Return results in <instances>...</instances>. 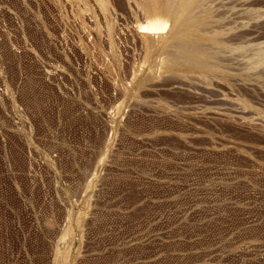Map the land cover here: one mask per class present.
Returning <instances> with one entry per match:
<instances>
[{"label":"rangeland","instance_id":"1","mask_svg":"<svg viewBox=\"0 0 264 264\" xmlns=\"http://www.w3.org/2000/svg\"><path fill=\"white\" fill-rule=\"evenodd\" d=\"M139 1L0 0V264H264V0Z\"/></svg>","mask_w":264,"mask_h":264},{"label":"bare ground","instance_id":"2","mask_svg":"<svg viewBox=\"0 0 264 264\" xmlns=\"http://www.w3.org/2000/svg\"><path fill=\"white\" fill-rule=\"evenodd\" d=\"M141 1V0H140ZM139 1V2H140ZM195 2V1H194ZM194 4V3H193ZM200 5V4H199ZM142 6H143V12H145L146 16L148 17V19L150 20L152 26L148 27L149 30H159L160 28H162L163 26H165L164 24H166L167 21L171 22L170 24L173 25L174 29L172 31V33L170 34L169 37H164V38H161L158 40V42L156 41H152L150 39H146L147 41V48L148 49H151L152 46H154L156 43L162 47V48H168V46L172 43V45H175L176 47L178 46V53L181 54V56H183L184 58L189 55L188 53H190V48L193 46V42L191 44L188 45L189 42L186 41V38L184 33L187 31V28L189 27V25L191 26L192 22L190 23V21H193L191 14V12H189L188 10H190L192 7V0H143V3H142ZM189 7H191L189 9ZM196 7V6H195ZM193 10V9H192ZM196 10V9H195ZM199 10V9H198ZM193 12V11H192ZM198 12V11H197ZM199 13V12H198ZM200 14V13H199ZM196 15V13H195ZM196 17V16H195ZM198 20V19H197ZM205 21V20H204ZM197 23V22H196ZM201 23V22H200ZM169 24V25H170ZM202 24V23H201ZM170 25V26H172ZM202 26V25H201ZM172 27V28H173ZM199 27V26H198ZM197 27V28H198ZM195 28V27H194ZM204 28V27H203ZM170 29V28H169ZM200 29V27H199ZM163 30H164V27H163ZM198 30V29H197ZM162 31V30H160ZM143 32V31H142ZM141 32V33H142ZM144 33V32H143ZM165 33V32H164ZM147 34V33H146ZM168 34V32H167ZM145 35V33H144ZM148 35V34H147ZM165 35V34H164ZM148 37V36H146ZM176 41H178V43H176ZM187 43H186V42ZM207 41V40H206ZM209 41V40H208ZM156 42V43H155ZM204 42V41H203ZM195 43L197 44V42L195 41ZM194 43V44H195ZM202 43V41H201ZM214 43V42H213ZM216 43V42H215ZM179 44V45H177ZM198 44L199 41H198ZM197 44V45H198ZM204 44V43H203ZM208 44V43H207ZM210 44V43H209ZM217 44V43H216ZM170 45V46H172ZM205 47V46H204ZM207 47V46H206ZM211 48V46H209ZM161 48V49H162ZM166 48H165V51H166ZM174 48V46H173ZM199 48V47H196V49ZM201 48V46H200ZM160 49V48H159ZM160 49V50H161ZM188 49V50H187ZM206 49V48H204ZM163 50V49H162ZM189 51V52H188ZM194 51V50H192ZM191 51V52H192ZM201 51V50H200ZM153 52V51H152ZM155 52V51H154ZM198 52V51H197ZM176 53V52H175ZM185 53V55H184ZM196 53V52H195ZM204 53V52H203ZM209 53V52H208ZM183 54V55H182ZM187 54V55H186ZM192 54V53H191ZM190 54V55H191ZM198 54V53H197ZM202 54V53H201ZM189 55V56H190ZM199 55V54H198ZM205 55V54H204ZM186 57L191 59L190 57ZM178 57V56H177ZM180 57V56H179ZM182 57V58H183ZM192 57V55H191ZM204 57V56H202ZM200 57V58H202ZM181 58V60H182ZM199 58V56H198ZM179 59V58H178ZM195 59V58H194ZM197 59V58H196ZM207 59V58H206ZM180 60V59H179ZM184 60V59H183ZM205 60V59H204ZM208 60V59H207ZM176 61V60H175ZM183 62H186L185 60ZM190 62V60H189ZM199 63L201 62L198 61ZM197 62V63H198ZM206 62V61H205ZM207 63V62H206ZM205 64V63H204ZM209 65V63H207ZM216 64V63H215ZM192 65V64H191ZM190 67H188L189 69L187 70H193V68H196L197 66L195 65H192ZM205 66V65H204ZM203 66V67H204ZM214 66V65H213ZM213 66H210V67H213ZM207 67V66H206ZM174 68V67H173ZM195 70V69H194ZM198 70V69H197ZM173 73V72H172ZM180 73V71H179ZM198 75L201 77H207V73H205V76H202L204 75V70L201 69V71L199 72L198 71ZM209 73V72H208ZM184 74H189V73H184ZM191 75L193 74L192 72L190 73ZM197 74V72L195 73ZM187 77V76H186ZM208 78V77H207Z\"/></svg>","mask_w":264,"mask_h":264}]
</instances>
